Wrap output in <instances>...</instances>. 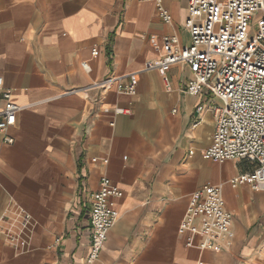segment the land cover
I'll list each match as a JSON object with an SVG mask.
<instances>
[{
  "label": "crops",
  "instance_id": "obj_1",
  "mask_svg": "<svg viewBox=\"0 0 264 264\" xmlns=\"http://www.w3.org/2000/svg\"><path fill=\"white\" fill-rule=\"evenodd\" d=\"M163 5L170 23L150 0H0V112L5 91L21 107L14 142L0 134V264H264V189L231 184L251 165L203 157L222 101L187 93L184 65L168 69V83L146 68L165 36L190 43L188 1ZM133 73L135 94L105 87ZM103 176L123 191L120 217L89 263L90 195ZM208 183L222 186L233 215V244L220 253L179 234ZM17 208L34 219L21 250L7 239Z\"/></svg>",
  "mask_w": 264,
  "mask_h": 264
},
{
  "label": "built area",
  "instance_id": "obj_2",
  "mask_svg": "<svg viewBox=\"0 0 264 264\" xmlns=\"http://www.w3.org/2000/svg\"><path fill=\"white\" fill-rule=\"evenodd\" d=\"M156 4L158 16L170 23L172 16L163 0ZM185 29L190 43L184 45L176 35L163 38V55L146 68L157 70L168 83L167 71L181 64L192 73L186 83L187 93L201 96L211 91L221 101L214 114L216 127L209 148L203 157L224 164L246 162L252 171L231 180L233 186L249 185L264 189V0H187ZM100 50L93 49L98 57ZM89 69L87 62L83 63ZM1 84V80H0ZM105 87L117 84L119 91L135 94L136 73L128 75V83L109 78ZM5 108L0 112V134L3 143L12 144L8 135L17 121L21 107L12 102L11 91H5ZM119 113L128 112L118 110ZM123 191L103 176L100 188L90 195V255L89 263L101 257L108 236L120 214L116 201ZM233 215L225 204L222 186L207 184L195 193L179 226L186 246L201 251L220 253L233 244ZM13 229L7 239L16 249H26L34 227L33 217L17 208Z\"/></svg>",
  "mask_w": 264,
  "mask_h": 264
},
{
  "label": "bare ground",
  "instance_id": "obj_3",
  "mask_svg": "<svg viewBox=\"0 0 264 264\" xmlns=\"http://www.w3.org/2000/svg\"><path fill=\"white\" fill-rule=\"evenodd\" d=\"M237 186H239V185H237ZM237 186H236V187H237Z\"/></svg>",
  "mask_w": 264,
  "mask_h": 264
}]
</instances>
